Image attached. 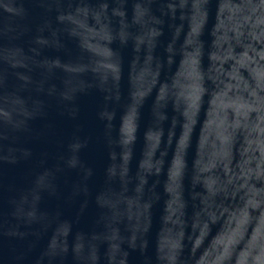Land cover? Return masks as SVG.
<instances>
[{"label":"clouds","instance_id":"obj_1","mask_svg":"<svg viewBox=\"0 0 264 264\" xmlns=\"http://www.w3.org/2000/svg\"><path fill=\"white\" fill-rule=\"evenodd\" d=\"M30 3L38 23L0 29V161L33 159L11 140L53 104L72 128L0 211V235L26 242L16 264H264V0H132L131 17L127 0ZM89 95L101 101L95 138L79 123ZM93 143L99 170L82 155ZM220 215L232 217L228 244L198 255Z\"/></svg>","mask_w":264,"mask_h":264},{"label":"water","instance_id":"obj_2","mask_svg":"<svg viewBox=\"0 0 264 264\" xmlns=\"http://www.w3.org/2000/svg\"><path fill=\"white\" fill-rule=\"evenodd\" d=\"M24 3V7L28 10V16L22 17L17 15L14 9L5 11L0 7V29L5 26L19 31L26 23L32 25L39 22L42 15V9L30 3V0H13L16 8H19L20 3ZM5 3V0H0V6ZM126 12L129 17L133 15L132 0H127ZM218 8L213 6L211 15L206 22V29L204 39L210 42L211 32L216 27ZM27 36L24 40L27 41ZM100 99L96 95H89L82 97L80 103V120L79 123L83 126L84 132L93 136L94 138L100 134V126L95 119V110L100 103ZM49 115L47 120H36L32 124L33 134H18L11 143L17 148H30L33 152L32 160H18L16 163H6L0 161V211H5L8 208V201L17 196V194L28 184L31 172L35 167L36 159L42 152L53 153L56 151L58 141L66 136L72 128V122L66 117L58 115L55 105L49 107ZM51 124V132H47L45 125ZM46 133L44 135H39ZM83 158L98 170L103 165V149L99 143H93L82 154ZM187 188V184H186ZM156 192L159 199L154 203L152 209V234L155 235L163 226L162 220L165 213L166 197L163 191V184L157 187ZM187 196V191H186ZM51 206H55L57 202H49ZM131 207V203L129 205ZM79 211L77 204H71L64 207V214L66 217H72ZM94 205H90L86 210L82 226L87 223L96 214ZM232 217L229 215H220L215 217V223L211 237H206L207 243L199 250L198 255L205 252L212 259L215 258L217 250L223 251V248L228 244V240L232 234ZM251 238V232L248 233ZM26 247L25 241H20L14 238H8L0 235V264H16L15 256ZM31 257H27L22 264H30ZM133 264H137V257L133 255Z\"/></svg>","mask_w":264,"mask_h":264}]
</instances>
